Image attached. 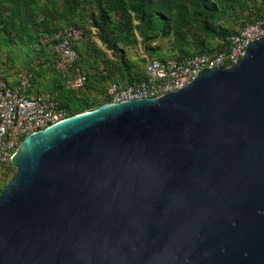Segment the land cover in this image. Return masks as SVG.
Returning a JSON list of instances; mask_svg holds the SVG:
<instances>
[{"label":"water","instance_id":"water-1","mask_svg":"<svg viewBox=\"0 0 264 264\" xmlns=\"http://www.w3.org/2000/svg\"><path fill=\"white\" fill-rule=\"evenodd\" d=\"M0 264H264V37L161 96L26 134Z\"/></svg>","mask_w":264,"mask_h":264},{"label":"rangeland","instance_id":"rangeland-1","mask_svg":"<svg viewBox=\"0 0 264 264\" xmlns=\"http://www.w3.org/2000/svg\"><path fill=\"white\" fill-rule=\"evenodd\" d=\"M0 0V74L34 75L32 90L71 101V107L105 103L106 87L142 72L147 58H175L216 50L223 35L264 13V0ZM162 23H157V16ZM80 31L75 63L85 82L74 89L71 72L53 69V35ZM88 108V109H89ZM14 168L0 165V190Z\"/></svg>","mask_w":264,"mask_h":264},{"label":"built area","instance_id":"built-area-1","mask_svg":"<svg viewBox=\"0 0 264 264\" xmlns=\"http://www.w3.org/2000/svg\"><path fill=\"white\" fill-rule=\"evenodd\" d=\"M81 37L77 29L67 28L53 35V68L71 74L67 82L79 89L85 76L73 67L77 59L76 42ZM264 37V15L243 24L225 37V43L211 52L194 53L180 59L147 58L142 71L144 78L129 83L110 82L106 87L108 102L139 97L161 96L188 85L206 68L229 67L243 55L248 43ZM31 72L18 70L12 81L0 76V165H10V156L19 141L28 133L40 130L65 117L64 111L50 96L27 95Z\"/></svg>","mask_w":264,"mask_h":264},{"label":"trees","instance_id":"trees-1","mask_svg":"<svg viewBox=\"0 0 264 264\" xmlns=\"http://www.w3.org/2000/svg\"><path fill=\"white\" fill-rule=\"evenodd\" d=\"M199 1V5L201 6V7H205L206 6V1L205 0H198ZM140 4H149V3H151V0H139L138 1ZM262 15H264V13L263 14H260V15H258V16H256V17H254L253 19H251V20H249V21H247L246 23H248V22H251V21H253L254 19H256V18H259V17H261ZM161 17L158 15L157 16V23H162V21H161ZM245 24V23H244ZM162 25H163V23H162ZM233 32H235V31H231V32H228V33H226L225 35H223V40H222V44H224L225 43V37L227 36V35H229V34H231V33H233ZM75 50H76V52H77V57H78V46H76L75 45ZM217 50V49H216ZM212 51V50H211ZM210 50H208V51H198L199 53H201V52H211ZM214 51V50H213ZM198 52H195V53H198ZM52 53H53V51H52ZM191 54H194V53H186V54H184V55H182V56H179V57H175V58H177V59H180V58H182V57H184V56H188V55H191ZM158 59V58H157ZM164 59H168V58H161V59H159V60H164ZM77 60V59H76ZM76 60H75V63H76ZM53 62H54V53H53ZM75 63L73 64V67L75 66ZM53 66V65H52ZM54 69V68H53ZM55 70V69H54ZM56 71V70H55ZM60 73V72H59ZM0 76L3 78V79H5V80H7V81H12V79L11 80H8L5 76H3L2 74H0ZM85 76V75H84ZM144 78V75H143V71L141 72V74H138V75H136L135 77H131V78H128L127 80H126V82L125 83H129V82H131V81H133V80H140V79H143ZM33 79H34V75H33V73L31 72V81H30V83H32L33 82ZM112 82H114V81H112ZM114 83H116V82H114ZM116 84H118V85H120L119 83H116ZM26 94L27 95H36V94H42V93H38V92H36V91H34V90H32V88L31 87H29L27 90H26ZM106 97H107V95H106ZM52 98L57 102V104H58V106L64 111V114H65V117L66 116H69V115H72V114H75V113H78V112H81V111H84V110H87L89 107H88V105H83L82 107H80V108H74V107H71V104H72V102L70 101H65V102H63V101H59L58 99H56L55 97H53L52 96ZM109 101V99H108V97H107V100L105 101V103L106 102H108ZM101 104V103H100ZM99 105V103L98 104H95V105H93V107L92 108H94V107H96V106H98ZM89 109H91V108H89ZM3 189V188H2ZM1 189V190H2ZM0 190V191H1Z\"/></svg>","mask_w":264,"mask_h":264},{"label":"crops","instance_id":"crops-1","mask_svg":"<svg viewBox=\"0 0 264 264\" xmlns=\"http://www.w3.org/2000/svg\"><path fill=\"white\" fill-rule=\"evenodd\" d=\"M13 77H11V78H7L8 80H11Z\"/></svg>","mask_w":264,"mask_h":264}]
</instances>
